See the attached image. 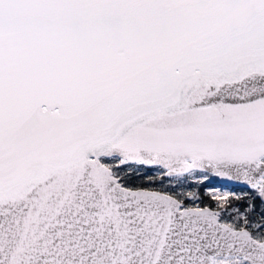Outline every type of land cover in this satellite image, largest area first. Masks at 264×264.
I'll use <instances>...</instances> for the list:
<instances>
[{"label": "snow or ice", "instance_id": "1", "mask_svg": "<svg viewBox=\"0 0 264 264\" xmlns=\"http://www.w3.org/2000/svg\"><path fill=\"white\" fill-rule=\"evenodd\" d=\"M0 264H264V0H0Z\"/></svg>", "mask_w": 264, "mask_h": 264}, {"label": "rangeland", "instance_id": "2", "mask_svg": "<svg viewBox=\"0 0 264 264\" xmlns=\"http://www.w3.org/2000/svg\"><path fill=\"white\" fill-rule=\"evenodd\" d=\"M145 182H146V181H145ZM166 186H167V185H166ZM216 187L219 188V187H221V186L216 185ZM190 190H192V191H198V194L203 198V200H204V202H205L206 204H212V205H214V202L211 201L209 198H208V199H205L207 195L205 194L203 188H199V189H197L196 187H193V188H191Z\"/></svg>", "mask_w": 264, "mask_h": 264}, {"label": "water", "instance_id": "3", "mask_svg": "<svg viewBox=\"0 0 264 264\" xmlns=\"http://www.w3.org/2000/svg\"><path fill=\"white\" fill-rule=\"evenodd\" d=\"M216 185H218V186H221V184L219 183V182H217V184Z\"/></svg>", "mask_w": 264, "mask_h": 264}, {"label": "trees", "instance_id": "4", "mask_svg": "<svg viewBox=\"0 0 264 264\" xmlns=\"http://www.w3.org/2000/svg\"><path fill=\"white\" fill-rule=\"evenodd\" d=\"M205 199H208V197L206 196V198Z\"/></svg>", "mask_w": 264, "mask_h": 264}]
</instances>
